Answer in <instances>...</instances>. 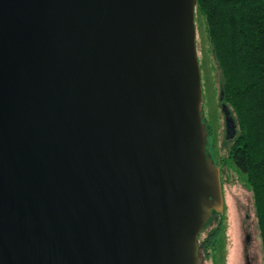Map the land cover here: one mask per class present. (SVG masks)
Returning <instances> with one entry per match:
<instances>
[{
  "label": "water",
  "instance_id": "95a60500",
  "mask_svg": "<svg viewBox=\"0 0 264 264\" xmlns=\"http://www.w3.org/2000/svg\"><path fill=\"white\" fill-rule=\"evenodd\" d=\"M197 3L0 0V264H199Z\"/></svg>",
  "mask_w": 264,
  "mask_h": 264
},
{
  "label": "trees",
  "instance_id": "16d2710c",
  "mask_svg": "<svg viewBox=\"0 0 264 264\" xmlns=\"http://www.w3.org/2000/svg\"><path fill=\"white\" fill-rule=\"evenodd\" d=\"M197 1L196 12L222 72L220 97L223 93L237 127L235 138H226L232 144L228 159L253 191L264 251V0ZM207 130V153L213 158L208 123ZM218 231L209 239L210 248Z\"/></svg>",
  "mask_w": 264,
  "mask_h": 264
},
{
  "label": "rangeland",
  "instance_id": "374dc122",
  "mask_svg": "<svg viewBox=\"0 0 264 264\" xmlns=\"http://www.w3.org/2000/svg\"><path fill=\"white\" fill-rule=\"evenodd\" d=\"M195 22L202 76L203 115L206 128L207 123L211 126L215 152L212 160L220 170L224 197L222 212H214L212 218H215L209 224V229L220 226L219 238L215 246L206 252L202 264H247L250 260L251 264H264L262 237L253 191L247 186L245 176L228 159L232 144L226 141L225 117L219 102L223 83L222 72L211 51L204 20L197 12ZM208 136L207 130L206 144ZM248 235L251 238L250 242H247Z\"/></svg>",
  "mask_w": 264,
  "mask_h": 264
},
{
  "label": "flooded vegetation",
  "instance_id": "af4514ba",
  "mask_svg": "<svg viewBox=\"0 0 264 264\" xmlns=\"http://www.w3.org/2000/svg\"><path fill=\"white\" fill-rule=\"evenodd\" d=\"M215 218V217H214ZM214 218H212L211 220H209L210 222H208L203 231L200 233V236H199V252H200V261H199V264H202V262L204 261L203 260V257H205L206 255V252L208 253L209 251V248L211 247V245L209 244V239L210 237H215V235H217V230L219 229V227L217 228H214V229H209V224L214 220ZM211 228V227H210ZM209 230V231H208ZM208 231V233L206 234V236L204 238H202V235ZM219 232V231H218ZM251 238H250V235L247 236V242H250ZM247 264H251V260L247 262Z\"/></svg>",
  "mask_w": 264,
  "mask_h": 264
}]
</instances>
